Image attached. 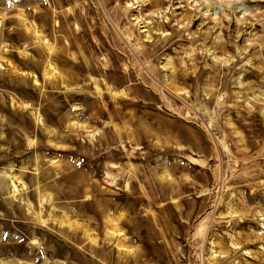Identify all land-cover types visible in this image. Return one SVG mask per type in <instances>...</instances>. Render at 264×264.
Wrapping results in <instances>:
<instances>
[{
  "label": "rangeland",
  "instance_id": "1",
  "mask_svg": "<svg viewBox=\"0 0 264 264\" xmlns=\"http://www.w3.org/2000/svg\"><path fill=\"white\" fill-rule=\"evenodd\" d=\"M168 1L0 0V264H264V21Z\"/></svg>",
  "mask_w": 264,
  "mask_h": 264
},
{
  "label": "bare ground",
  "instance_id": "2",
  "mask_svg": "<svg viewBox=\"0 0 264 264\" xmlns=\"http://www.w3.org/2000/svg\"><path fill=\"white\" fill-rule=\"evenodd\" d=\"M183 0H169L168 3L171 4V7H174L173 11H177L182 9L180 7V4ZM218 3V6H214L215 11L213 9H206V7L209 5L207 4L206 0H198L199 5L197 3V0H195L194 7H198V10L200 11L199 19H196L195 21L204 20L206 17H210L212 21L218 20L219 14L222 12V16H224L227 19H236L238 21L239 25H245L247 21H244L245 18H249L253 20V24L256 25L257 22L256 18L261 19L264 21V7H262L260 4L264 5V0H216ZM222 4V6H220ZM248 5L251 8H244L239 9V6H245ZM229 12V16H227V13ZM173 17L179 16L178 14L174 13ZM166 18V12L163 15ZM263 28H264V22H262ZM200 36L203 34H199ZM219 60V59H218ZM228 59L224 60L227 61Z\"/></svg>",
  "mask_w": 264,
  "mask_h": 264
}]
</instances>
